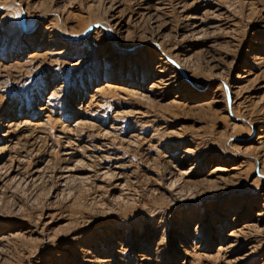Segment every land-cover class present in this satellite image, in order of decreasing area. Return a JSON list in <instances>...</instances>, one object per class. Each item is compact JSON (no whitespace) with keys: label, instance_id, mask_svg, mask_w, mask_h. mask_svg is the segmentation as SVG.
<instances>
[{"label":"rangeland","instance_id":"obj_1","mask_svg":"<svg viewBox=\"0 0 264 264\" xmlns=\"http://www.w3.org/2000/svg\"><path fill=\"white\" fill-rule=\"evenodd\" d=\"M0 240L264 264V0H0Z\"/></svg>","mask_w":264,"mask_h":264},{"label":"bare ground","instance_id":"obj_2","mask_svg":"<svg viewBox=\"0 0 264 264\" xmlns=\"http://www.w3.org/2000/svg\"><path fill=\"white\" fill-rule=\"evenodd\" d=\"M117 25H118V24H117ZM163 81H164V80H163ZM166 81H170V79H167ZM0 241H3V240H0ZM252 253H253V251H252V252L250 251V253H249L248 255L250 256V255H252ZM248 255H247V256H248ZM106 261H108V260H106ZM106 263H107V262H106Z\"/></svg>","mask_w":264,"mask_h":264}]
</instances>
